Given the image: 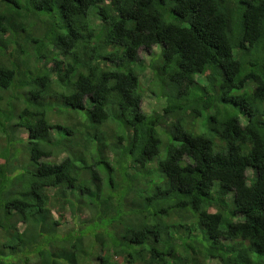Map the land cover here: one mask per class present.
<instances>
[{
    "label": "trees",
    "instance_id": "trees-1",
    "mask_svg": "<svg viewBox=\"0 0 264 264\" xmlns=\"http://www.w3.org/2000/svg\"><path fill=\"white\" fill-rule=\"evenodd\" d=\"M210 260L264 264V0H0V264Z\"/></svg>",
    "mask_w": 264,
    "mask_h": 264
},
{
    "label": "rangeland",
    "instance_id": "rangeland-1",
    "mask_svg": "<svg viewBox=\"0 0 264 264\" xmlns=\"http://www.w3.org/2000/svg\"><path fill=\"white\" fill-rule=\"evenodd\" d=\"M12 48V47H11ZM140 55L142 56V58H144L145 63L148 64V67L145 68V70L143 72H141L140 75V80H141V91L143 92V98H142V107L143 110L147 113H152L154 111H160V105L161 102H159L158 97L152 92L151 87H150V82L153 79V72H152V68L149 66V58H147V51H140ZM157 84H154V86L152 88H156L157 89ZM26 133H23V136H26ZM65 154V153H64ZM63 154V156H64ZM50 157H47L45 159H49ZM61 157H59L57 160H60ZM85 216V215H84ZM86 218V216L84 217ZM66 220H67V224L63 225L61 227V231H66L68 229L73 228L74 224L76 221L72 220V218L69 216V213L66 214ZM100 235L98 236V241H101L102 239H104V236L102 234L101 231L98 232ZM209 264H219V262L217 260H210Z\"/></svg>",
    "mask_w": 264,
    "mask_h": 264
}]
</instances>
